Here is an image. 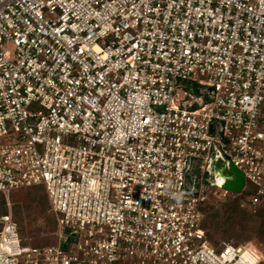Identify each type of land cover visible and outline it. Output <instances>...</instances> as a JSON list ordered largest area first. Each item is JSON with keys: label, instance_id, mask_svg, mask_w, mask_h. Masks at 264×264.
Instances as JSON below:
<instances>
[{"label": "built area", "instance_id": "built-area-1", "mask_svg": "<svg viewBox=\"0 0 264 264\" xmlns=\"http://www.w3.org/2000/svg\"><path fill=\"white\" fill-rule=\"evenodd\" d=\"M245 174L223 189L212 164ZM225 190L212 199L207 186ZM264 195V0H0V264H238L205 204ZM56 237L24 245L11 192Z\"/></svg>", "mask_w": 264, "mask_h": 264}, {"label": "trees", "instance_id": "trees-1", "mask_svg": "<svg viewBox=\"0 0 264 264\" xmlns=\"http://www.w3.org/2000/svg\"><path fill=\"white\" fill-rule=\"evenodd\" d=\"M256 192L257 190L252 186L244 194L237 195L235 198L224 202L220 208H215L208 202L205 204L204 210L206 212V218L204 220V226L207 236L215 247L221 248L223 242H232L230 239L218 240L212 232V229L215 228L221 229L224 236L231 237L230 227L232 225L243 228L247 222L255 227L252 230L254 235L261 238L264 237V195L262 196V202L255 212H249L247 209L241 207V200L248 196L255 195ZM23 203V209L18 210V212H15L14 207V217L18 223L22 239L26 237V232L28 230L31 232L28 234L31 235L30 238L34 246H43L52 243L53 239H51V236H53L56 231L57 220L51 211V205L45 190L41 187L30 188L24 197ZM44 217L48 219L49 224L54 225L52 227L54 230L48 231L47 233L41 232L43 229L35 232L33 230V225L38 226L39 219H44ZM253 237L254 236L250 235V237L245 238V241H252ZM233 244L237 246L242 245L239 242H233ZM259 264H264V261Z\"/></svg>", "mask_w": 264, "mask_h": 264}, {"label": "rangeland", "instance_id": "rangeland-1", "mask_svg": "<svg viewBox=\"0 0 264 264\" xmlns=\"http://www.w3.org/2000/svg\"><path fill=\"white\" fill-rule=\"evenodd\" d=\"M250 187H252V186H249L248 190L250 189ZM28 190H29V188H17V189H14L11 192V199H12V202H13V205H14L13 207H15V212H18V210H22L23 209V206H24L23 200H24V197L26 196ZM214 191H215V188H213L211 185L207 186V195L209 196L210 199L215 197L216 194H224L225 193V190H222V189H218V190H216V192H214ZM226 194L228 196H231V197H233V195H234L231 192L230 193L228 192ZM213 200H214V204L212 203V205L215 208H220V206L223 204L221 201H217L215 198ZM0 206H1L2 213L6 212V201H5V197L3 196L2 193H0ZM247 210L249 212H252L249 209H247ZM44 219H42V218L39 219L38 226L37 225H33V230L35 232H38V231H40L42 229H43V231H41V232H45V233H47L48 231H53L54 230V228H52L54 225L49 224L48 223V219L46 217H44ZM49 226H51V227H49ZM56 227H57V225H56ZM254 228L255 227L252 226L251 223L249 224L247 222H246V225L243 228L242 227L240 228L238 226L232 225L230 227V236L231 237L224 236V234L222 233L221 229H219V228L212 229V232H213L214 236L218 240L230 239V240H232L231 243L239 242L241 244H248V243L252 244V246L256 247L262 253L263 261H264V237L261 238V237H257L256 235H254L252 233V230ZM28 233H31V232L27 230L26 237L23 239V244L24 245L33 246L32 241H31L32 239L30 238L31 235L28 234ZM42 235H44V234H42ZM49 235H51V234H49ZM250 235L254 236L252 238V241H245V238L246 237H250ZM55 238L56 237L54 235L51 236V239L54 240ZM249 251L252 254V256L254 257V258H251V259L249 258L250 259V264H256L255 258L259 259V257H260L259 255L260 254H257L256 252L252 251L251 249H249Z\"/></svg>", "mask_w": 264, "mask_h": 264}, {"label": "water", "instance_id": "water-1", "mask_svg": "<svg viewBox=\"0 0 264 264\" xmlns=\"http://www.w3.org/2000/svg\"><path fill=\"white\" fill-rule=\"evenodd\" d=\"M215 174L224 179L222 188L230 192L241 193L246 183L245 174L232 162L224 167L214 162L212 164Z\"/></svg>", "mask_w": 264, "mask_h": 264}, {"label": "bare ground", "instance_id": "bare-ground-1", "mask_svg": "<svg viewBox=\"0 0 264 264\" xmlns=\"http://www.w3.org/2000/svg\"><path fill=\"white\" fill-rule=\"evenodd\" d=\"M251 258H254L253 256H252V254L250 253V251H249V249L245 252V254H244V257H243V259H244V261H239L238 262V264H250V259ZM257 261H258V259H256L255 258V262L257 263Z\"/></svg>", "mask_w": 264, "mask_h": 264}, {"label": "flooded vegetation", "instance_id": "flooded-vegetation-1", "mask_svg": "<svg viewBox=\"0 0 264 264\" xmlns=\"http://www.w3.org/2000/svg\"><path fill=\"white\" fill-rule=\"evenodd\" d=\"M258 262V261H257Z\"/></svg>", "mask_w": 264, "mask_h": 264}]
</instances>
